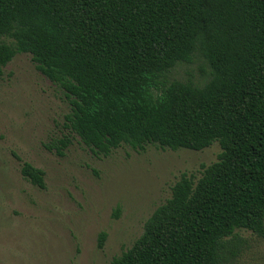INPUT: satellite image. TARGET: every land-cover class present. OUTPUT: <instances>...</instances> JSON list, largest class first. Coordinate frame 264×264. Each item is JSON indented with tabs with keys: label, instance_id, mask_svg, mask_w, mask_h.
Listing matches in <instances>:
<instances>
[{
	"label": "trees",
	"instance_id": "obj_1",
	"mask_svg": "<svg viewBox=\"0 0 264 264\" xmlns=\"http://www.w3.org/2000/svg\"><path fill=\"white\" fill-rule=\"evenodd\" d=\"M21 53L69 101L59 156L75 135L98 156L220 146L110 264H239L264 239V0H0V79ZM195 58L202 83L172 77Z\"/></svg>",
	"mask_w": 264,
	"mask_h": 264
},
{
	"label": "rangeland",
	"instance_id": "obj_2",
	"mask_svg": "<svg viewBox=\"0 0 264 264\" xmlns=\"http://www.w3.org/2000/svg\"><path fill=\"white\" fill-rule=\"evenodd\" d=\"M203 61L178 64L172 77L202 83ZM70 104L60 89L17 54L0 79V264H110L140 236L155 208L182 173L200 176L217 159L214 142L201 151H135L123 145L95 155L72 137L64 156L49 150L71 135ZM29 162L44 171V188L21 174ZM118 208V212H116ZM117 214V215H116ZM105 232L102 248L98 235ZM251 247L239 264H264V239L249 232Z\"/></svg>",
	"mask_w": 264,
	"mask_h": 264
}]
</instances>
